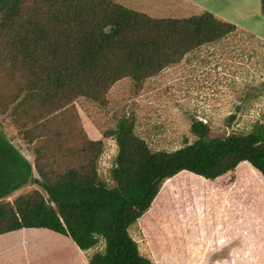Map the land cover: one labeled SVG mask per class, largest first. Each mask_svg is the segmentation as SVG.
I'll use <instances>...</instances> for the list:
<instances>
[{
	"label": "trees",
	"instance_id": "16d2710c",
	"mask_svg": "<svg viewBox=\"0 0 264 264\" xmlns=\"http://www.w3.org/2000/svg\"><path fill=\"white\" fill-rule=\"evenodd\" d=\"M260 6L264 17V0ZM235 31L207 12L157 20L110 0H0L1 113L12 106L14 126L33 143L34 182L46 196L33 190L0 203V236L45 229L81 252L103 243L86 256L88 264H153L139 254L128 229L150 209L164 181L187 172L222 185L243 162L264 181V125L212 138L205 124L192 120L191 145L153 153L122 118L109 135L117 147L111 187L96 172L102 143L76 132L79 97L99 101L118 80L141 83Z\"/></svg>",
	"mask_w": 264,
	"mask_h": 264
},
{
	"label": "rangeland",
	"instance_id": "374dc122",
	"mask_svg": "<svg viewBox=\"0 0 264 264\" xmlns=\"http://www.w3.org/2000/svg\"><path fill=\"white\" fill-rule=\"evenodd\" d=\"M110 1L134 11L149 7L152 10L148 17L157 20L182 21L207 12L235 26L236 31L218 42L199 45L185 54L179 63L141 83L122 78L99 101L85 97L74 101L76 132H83L84 140L102 143L96 172L108 187L113 185L110 171L117 154L116 144L109 135L122 118L133 123V134L153 153H171L191 145L196 140L189 131L192 120L205 124L212 138L246 134L255 125H264V17L260 0H173L171 7L164 3L158 6L160 3L154 0L141 1V6L134 4L135 0ZM158 8L164 11L159 12ZM11 108L7 107L3 114L0 108V139L7 145L9 143L20 156L26 157L32 168L25 182L0 196V203H12L18 196L33 190L45 196L34 182H39V178L34 168L33 143L28 144L23 139L24 128L17 130L14 126ZM231 115L233 120L229 119ZM231 178L232 181L223 183H233L227 189L231 194H226L227 199L212 186L217 183L187 172L164 181L150 209L128 229L139 254L148 256L153 264L202 263L205 254L197 256L198 251L181 260L177 255H171L172 250L164 260L153 242L165 239L166 249L180 247L182 252L184 247L188 251L194 242L202 245L210 239L207 240L210 243L212 231L207 226V215L217 211L219 217L221 211L227 216L223 207L232 203V207L237 206V215L242 222V227L235 232L243 242L233 252L230 261L221 264H264V181L247 164L239 165L231 173ZM226 210L230 211L229 208ZM251 219L258 223L257 232L250 233L247 228ZM214 231L216 243L223 244L226 239L223 224L216 223ZM59 244L56 239L45 237L15 260L18 264H71V260H66L65 251L55 249ZM206 248L202 245L197 249L206 253ZM102 249L103 243L100 242L89 251L90 255ZM217 259L214 257L210 264Z\"/></svg>",
	"mask_w": 264,
	"mask_h": 264
},
{
	"label": "crops",
	"instance_id": "0c3cea01",
	"mask_svg": "<svg viewBox=\"0 0 264 264\" xmlns=\"http://www.w3.org/2000/svg\"><path fill=\"white\" fill-rule=\"evenodd\" d=\"M141 1H151V0H135L134 4H139L141 6ZM155 2H159L160 5L164 3L165 5L171 7V5H174L173 0H154ZM152 2V1H151ZM173 2V3H172ZM186 2V1H185ZM171 3V4H168ZM120 4V3H119ZM122 5V4H121ZM127 8L126 5H122ZM176 8V7H175ZM174 8V9H175ZM135 10V9H132ZM151 8L147 7L146 10H136L140 13H143L147 16L148 12H151ZM157 10V8H156ZM159 12H162L164 10L159 9ZM258 9L256 8V11ZM147 11V12H146ZM153 17V16H150ZM1 138V136H0ZM92 140V139H91ZM247 164L246 162H243L241 165ZM248 165V164H247ZM32 168L31 162L26 159V157H22L16 152L12 147L6 144L5 141L0 139V196L4 195L6 193H9L11 190L18 188L21 183L25 182L27 178L29 177L30 170ZM256 172V171H255ZM257 173V172H256ZM258 174V173H257ZM211 184V183H210ZM233 184V183H232ZM232 184H222V185H215L213 183V187L217 192H222L220 195H223L225 199H227V195L230 196L231 194L227 192V189ZM227 194V195H226ZM232 203H226L224 205V211L227 212V216H224L223 213L220 211L219 217H217V211H211L207 215L206 221H208L207 226L210 231H212V241L209 243L208 241L210 239H207L205 243H202L206 248V253L204 251H199L197 248L202 247L199 243L196 244L194 242V245L192 247H188V251L186 247L183 248V252L180 247H174V249H166L167 243L166 240L164 241H157L155 240L153 244L155 245V248L160 251L159 255L164 260L167 259V256L174 251V253H171V255H177V257H180L179 259H185L190 258L188 256L191 255L193 252L198 251V255L203 253L205 254V258L200 264H210V261L212 259L214 260V257L218 258L215 262L212 264H221L222 262H229L231 259V255L233 252L240 247L242 244V237L238 235L235 231L237 228L242 227V222L239 220V216L237 215V206L232 207ZM232 207V209L230 208ZM230 209L226 210V209ZM233 211V212H232ZM234 213V214H233ZM232 214V216H230ZM230 216V217H228ZM212 217V218H211ZM227 218L226 221H224V218ZM140 219V218H139ZM138 219V220H139ZM210 219V220H209ZM212 219H214L212 221ZM216 223L223 224V230L225 235V241L223 244L218 245L217 238L215 235V226ZM228 225V226H227ZM249 232H257V228H259L258 223L256 221H253L252 219L249 222V225L247 226ZM197 229V228H196ZM234 232V233H233ZM208 233V232H207ZM209 236V235H208ZM45 237H52L53 239H56L60 244L58 247H55V249H58L57 252L65 251V257L66 260H71V264H88L87 257L90 255V252H81L75 244L68 238L61 236L59 234L50 232L45 229H22L15 232H10L4 235L0 236V264H18V262L15 260L17 256H22L21 253H28L29 248L30 250L33 249V244L35 242L43 240ZM178 234L174 236V240L177 239ZM202 238V236H200ZM214 237V238H213ZM228 239V240H227ZM176 241V240H175ZM179 244V242H177ZM214 244H217L215 247ZM228 248V249H227ZM228 250V252L226 251ZM149 250H151V247H149ZM220 253L223 254L221 255ZM225 250V251H224ZM91 251V250H90ZM152 251V250H151ZM227 252V254H225ZM186 254H188L186 256ZM147 255H150L147 253ZM164 256V257H163ZM144 258L148 259V256H143ZM20 260V259H19ZM22 264V263H20ZM179 264V262H178Z\"/></svg>",
	"mask_w": 264,
	"mask_h": 264
}]
</instances>
